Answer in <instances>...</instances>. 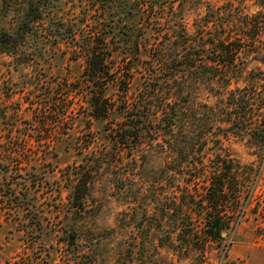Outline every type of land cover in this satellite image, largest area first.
Instances as JSON below:
<instances>
[{
    "label": "rangeland",
    "instance_id": "1",
    "mask_svg": "<svg viewBox=\"0 0 264 264\" xmlns=\"http://www.w3.org/2000/svg\"><path fill=\"white\" fill-rule=\"evenodd\" d=\"M21 1H4L5 15L14 9L13 3ZM237 1L231 0L232 7H239L244 14L260 11L251 0L240 5ZM97 3L62 0L58 16L71 23L82 19L84 30H94L100 27V23L95 24L100 20ZM203 5L184 12L182 23L188 34L203 23ZM164 14L160 19L166 28L171 19L168 12ZM6 20L0 16V22ZM151 28L152 24L146 26L140 35L153 33ZM70 46L60 45L39 61L40 65L25 59L23 66L14 67L11 57L0 54V146L6 145L8 137L13 144H29L26 155L10 157L11 163L19 166L10 180L20 182L22 171L18 169L26 167L21 170L28 169L40 182L31 187L35 199L28 201V210L16 207L24 190L19 191L17 185L13 191L4 188L13 199H0V264H264V144L260 137L264 128V28L256 35V55L253 49L248 52L241 77L230 86L250 85L247 80L251 72L256 73V143L246 133L224 132L218 124L206 128L214 136L207 141L198 138L173 145L160 141L140 144L129 163L119 165L115 161V167L104 170L93 181L85 203L77 210L67 201L64 168L89 155H84V150L79 155L75 145L54 146L52 138L47 141L46 136L26 129V123L34 119V108L27 102H35L34 95L53 85L54 79L72 81L81 74L83 59H68L65 48ZM113 89L109 86L108 94ZM180 92L188 115H200L203 104L220 105L201 81H186ZM79 113L77 126L83 132V148L101 130L84 108ZM38 140L41 145L36 144ZM94 144L100 146V141ZM219 161L229 167L225 194L229 224L221 238L213 239L205 233L206 215L198 200L208 170ZM114 174L127 176L116 185L119 189L112 183Z\"/></svg>",
    "mask_w": 264,
    "mask_h": 264
},
{
    "label": "trees",
    "instance_id": "2",
    "mask_svg": "<svg viewBox=\"0 0 264 264\" xmlns=\"http://www.w3.org/2000/svg\"><path fill=\"white\" fill-rule=\"evenodd\" d=\"M4 1L0 0V16L7 20L0 22V54L11 57L14 67L23 66L25 59L40 65L49 52L64 44L71 45L65 48L68 59H83L77 79H54L53 85L34 95L35 102H27L34 108V119L26 123L30 133L46 136L47 141L52 138L54 146L75 145L79 155L83 150L89 155L64 168L67 201L72 209L83 206L93 181L104 170L115 167V161L119 165L129 163L140 144L160 141L173 145L198 138L207 141L214 136L206 128L218 124L224 132L246 133L256 143V73L251 72L247 80L250 85L230 86L241 77L248 52L253 49L256 55V35L264 28V0H251L260 9L254 15L238 11L239 7L236 10L231 0H217L220 5L210 0H95L96 6L100 5V20L95 24L100 23V27L87 31L82 19L71 23L58 16L62 0H22L13 3L14 9L7 10V16ZM243 1L237 2L240 5ZM201 4L205 9L203 23L188 34L183 14ZM166 12L171 20L165 28L160 18ZM209 23L213 28H207ZM151 24L154 32L141 36ZM190 80L206 85L220 105L203 104L200 115H188L180 89ZM109 86L114 87L113 93L108 94ZM80 108L98 122L101 130L83 148V132L77 126ZM261 123L263 126L264 120ZM260 131L264 144V128ZM7 139L6 145L0 146V199L10 197L4 192L6 186L13 191L17 185L25 194L16 207L28 210V201L35 199L31 187L40 182L28 169L21 170L26 167L18 169L22 171L20 182L10 180L19 166L9 159L26 155L29 144L23 141L17 145L12 137ZM97 140L100 146L94 144ZM36 144L41 145V140ZM228 169L219 161L208 170L198 200L206 215L205 233L213 239L221 238L229 224L225 195ZM126 179L125 174H114L112 183L121 185ZM10 199L12 202L13 197Z\"/></svg>",
    "mask_w": 264,
    "mask_h": 264
},
{
    "label": "water",
    "instance_id": "3",
    "mask_svg": "<svg viewBox=\"0 0 264 264\" xmlns=\"http://www.w3.org/2000/svg\"><path fill=\"white\" fill-rule=\"evenodd\" d=\"M224 233H222L221 235L223 236Z\"/></svg>",
    "mask_w": 264,
    "mask_h": 264
}]
</instances>
